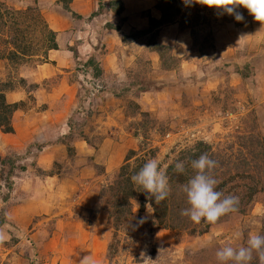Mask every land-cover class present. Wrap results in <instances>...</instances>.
Here are the masks:
<instances>
[{
    "label": "rangeland",
    "instance_id": "374dc122",
    "mask_svg": "<svg viewBox=\"0 0 264 264\" xmlns=\"http://www.w3.org/2000/svg\"><path fill=\"white\" fill-rule=\"evenodd\" d=\"M140 1L129 8L148 25L122 38V70L104 78L88 59L36 85L50 20L77 15L62 0H0V89L19 105L13 141L0 139V264H218L223 245L264 235V22L217 0ZM196 153L238 200L215 223L181 215ZM151 159L169 181L159 202L131 180Z\"/></svg>",
    "mask_w": 264,
    "mask_h": 264
},
{
    "label": "crops",
    "instance_id": "0c3cea01",
    "mask_svg": "<svg viewBox=\"0 0 264 264\" xmlns=\"http://www.w3.org/2000/svg\"><path fill=\"white\" fill-rule=\"evenodd\" d=\"M121 1L124 9L120 13L112 10L108 2L107 5L104 3L105 7L100 13L92 16L90 19V15L100 9V4L97 3V0H72L70 8L74 11L72 13L77 15L76 18L70 14L72 19L69 18V20L67 16L58 21L55 19L50 20V27H52L53 31H56L58 28V31H56L58 47L49 50L47 54L49 61L46 64L50 66L47 69V74H43V77L35 79L36 85H39V82L45 79L44 76L49 78L51 75L57 74V71L67 72L69 69L73 70L76 65H81L79 61L85 62L88 59L95 62L94 66H98V71L100 72L97 75L105 76L104 78L108 77V73H117L119 70H122L120 68L125 66L124 58L126 55V46L122 44V38L128 36L131 29L140 31L142 23L147 26L148 17H138L139 13L131 12L129 4L132 0ZM140 3L144 4L140 5L141 7L138 8V12L152 5L151 2H147L146 0H141ZM153 15L155 19H160L155 14ZM118 20L119 23L117 22ZM138 21H141V23ZM78 23H81L80 26L75 28ZM72 46H74V49L70 48ZM78 74L81 76V71H78ZM101 78L97 77L98 81H102ZM63 80L61 82L62 85L64 84ZM66 84L75 91V84L73 82ZM48 96L46 98L49 100ZM18 130L17 137L20 139L21 130L17 127ZM0 139L13 141L14 132H4L0 128Z\"/></svg>",
    "mask_w": 264,
    "mask_h": 264
},
{
    "label": "clouds",
    "instance_id": "9594fccd",
    "mask_svg": "<svg viewBox=\"0 0 264 264\" xmlns=\"http://www.w3.org/2000/svg\"><path fill=\"white\" fill-rule=\"evenodd\" d=\"M185 5L195 3L207 4L206 0H183ZM245 7L258 21L264 22V0H217L214 5L228 14H234L240 21L243 16L236 12L239 6ZM216 161L207 154H201L191 161L195 174L188 180L183 191L186 193L190 207L182 209L181 215L188 216L193 222L202 219L208 223L217 222L222 216L236 211L238 203L235 196H224L216 190L217 179L210 175ZM175 170L183 173L185 165L182 161L175 163ZM131 180L144 192L151 195L155 202L164 200L169 195V181L156 159L146 161ZM239 235V234H237ZM253 252L258 256L259 264H264V235L249 233L246 246L233 247L231 243L223 245L216 251L218 264H250ZM81 264H95L90 256H85Z\"/></svg>",
    "mask_w": 264,
    "mask_h": 264
},
{
    "label": "trees",
    "instance_id": "16d2710c",
    "mask_svg": "<svg viewBox=\"0 0 264 264\" xmlns=\"http://www.w3.org/2000/svg\"><path fill=\"white\" fill-rule=\"evenodd\" d=\"M98 1L100 2V5L103 2V0H98ZM62 2H64L65 3L64 6L68 10H70L69 6L66 5V2H71V0H62ZM114 4L116 6L113 7V10L116 13H120L124 9V6H123V3H122L121 0H114V1H112V5L111 6H113ZM0 11H1V9H0ZM73 14L76 15L75 13H73ZM49 31H50L49 32L50 35L48 37V40H49L48 48L49 49L57 48L58 45H57V42H56V34L52 30H49ZM18 106H19L18 103H9L7 101L6 96H5L4 90L3 89H0V128L2 129V131H4V132H13L14 131V128L12 126V116H13V113L15 112V110L18 108ZM195 155H196V157L199 156L198 153H196ZM123 168H124V166L122 167V169ZM124 173L125 172L123 171V176L126 175ZM155 209H156V206H155ZM159 210L160 209L156 210V212L159 213Z\"/></svg>",
    "mask_w": 264,
    "mask_h": 264
}]
</instances>
